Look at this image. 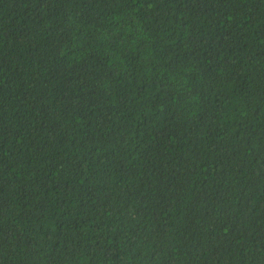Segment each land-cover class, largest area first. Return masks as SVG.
I'll use <instances>...</instances> for the list:
<instances>
[{
  "label": "trees",
  "instance_id": "trees-1",
  "mask_svg": "<svg viewBox=\"0 0 264 264\" xmlns=\"http://www.w3.org/2000/svg\"><path fill=\"white\" fill-rule=\"evenodd\" d=\"M0 264H264V0H0Z\"/></svg>",
  "mask_w": 264,
  "mask_h": 264
}]
</instances>
